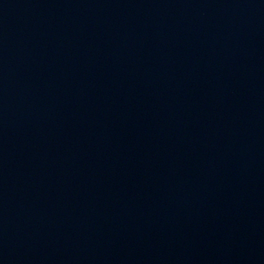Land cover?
<instances>
[{
    "label": "water",
    "instance_id": "1",
    "mask_svg": "<svg viewBox=\"0 0 264 264\" xmlns=\"http://www.w3.org/2000/svg\"><path fill=\"white\" fill-rule=\"evenodd\" d=\"M0 264H264V0H0Z\"/></svg>",
    "mask_w": 264,
    "mask_h": 264
}]
</instances>
